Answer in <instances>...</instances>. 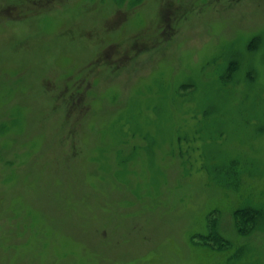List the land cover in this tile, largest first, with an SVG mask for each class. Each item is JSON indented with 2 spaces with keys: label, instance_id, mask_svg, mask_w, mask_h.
I'll use <instances>...</instances> for the list:
<instances>
[{
  "label": "rangeland",
  "instance_id": "1",
  "mask_svg": "<svg viewBox=\"0 0 264 264\" xmlns=\"http://www.w3.org/2000/svg\"><path fill=\"white\" fill-rule=\"evenodd\" d=\"M0 264H264V0H0Z\"/></svg>",
  "mask_w": 264,
  "mask_h": 264
},
{
  "label": "trees",
  "instance_id": "2",
  "mask_svg": "<svg viewBox=\"0 0 264 264\" xmlns=\"http://www.w3.org/2000/svg\"><path fill=\"white\" fill-rule=\"evenodd\" d=\"M237 217H238V211H236L233 215V220L235 221V223H237Z\"/></svg>",
  "mask_w": 264,
  "mask_h": 264
}]
</instances>
